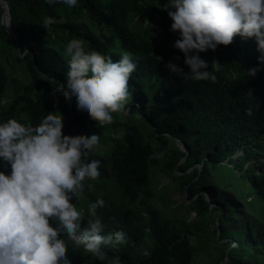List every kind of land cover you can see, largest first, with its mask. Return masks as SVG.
I'll use <instances>...</instances> for the list:
<instances>
[{"label": "trees", "instance_id": "1", "mask_svg": "<svg viewBox=\"0 0 264 264\" xmlns=\"http://www.w3.org/2000/svg\"><path fill=\"white\" fill-rule=\"evenodd\" d=\"M4 1L0 264H193L208 241L151 204L160 147L188 208L216 219L214 264H264V0ZM23 149L36 177L5 211Z\"/></svg>", "mask_w": 264, "mask_h": 264}, {"label": "rangeland", "instance_id": "2", "mask_svg": "<svg viewBox=\"0 0 264 264\" xmlns=\"http://www.w3.org/2000/svg\"><path fill=\"white\" fill-rule=\"evenodd\" d=\"M158 17L156 16V21L153 27V35H155L156 42L159 39V27H158ZM16 77V75L14 76ZM59 89L61 87H58ZM7 97L5 96L3 98V102H8L10 101V94H11V85L7 86V91H6ZM140 98L139 94L137 91L131 90L130 95L128 96V101L135 103L136 105L140 104ZM108 105L106 104L103 108L105 109ZM60 109V108H59ZM54 107V116L57 120V123L59 124V127L63 130L65 128L66 122L65 119H61V114L58 113L60 110ZM122 115L127 116L128 113L124 109L123 112H120V110L117 109V115ZM139 116L134 117V121L137 120ZM144 137L147 138L149 137L146 133H143ZM185 135V138H188L189 134L184 133L183 136ZM181 136L183 139L184 137ZM151 138V137H150ZM169 145L171 147H175L179 152L184 153V144L187 141L182 140L180 137H170L169 136ZM151 141L153 142L154 146L159 147V144L155 141L154 138H151ZM184 141V143H183ZM160 159L159 163L157 166L152 167L150 169V173L152 176L151 183H152V188L155 192V197L151 200V204H153L156 207H160L161 201L159 198H162L163 202V207L162 211L164 213H169L170 216L178 219V220H184L185 222L189 223L190 228H189V234L191 235V238H197V234H201L203 237V240L208 241L207 245H205V249H207V252L197 250L195 252V262L193 264H214V260L212 257L209 256V251H212L214 249V242L218 238V230L216 226V219L214 217H205L201 218L197 213L188 208V201L186 199V191L185 187L181 186L180 183L177 181L171 179V171L164 173L160 171V169L163 167L164 162L168 156V151L166 152L165 149L160 147ZM22 153L20 157L17 158L16 160V165H15V170L13 171L11 175V179L14 181L18 180L21 181L19 186L16 188L14 193H11L7 199L6 206H5V211L9 210H15L21 207L23 204V196L26 194L28 190V181L29 180H34V177L36 175L34 174V168L33 165L35 164L33 159H32V154L28 153L26 149H23L21 151ZM240 154H236L232 158L235 159L237 156ZM180 159V156H178V160ZM185 159V155H184ZM183 159V160H184ZM230 166H233L232 163H229ZM248 163L246 164V166ZM196 167H200L198 164H195ZM238 169L235 170V173L237 172ZM31 172V174L29 173ZM36 181V180H35ZM208 191V188L204 185H200L198 188V192L203 195L207 200L208 196L206 193ZM28 197V202L32 204L33 210L37 209L35 205L32 203L31 200V194L27 193ZM209 201V200H208ZM214 205H219L222 206V204H219L216 200L213 201V204L211 203V206ZM199 221L203 222V225L200 226L198 223ZM192 246H196V242L192 241L191 242ZM22 247V246H21ZM28 249H23L22 248V256L26 260H29V252L27 251ZM206 251V250H205ZM100 259L104 258L105 255H100Z\"/></svg>", "mask_w": 264, "mask_h": 264}, {"label": "clouds", "instance_id": "3", "mask_svg": "<svg viewBox=\"0 0 264 264\" xmlns=\"http://www.w3.org/2000/svg\"><path fill=\"white\" fill-rule=\"evenodd\" d=\"M18 187V186H17ZM16 187V188H17ZM16 188L12 191V193L15 192ZM34 204V203H33ZM35 205V204H34ZM32 206V204H31ZM36 207V205H35ZM37 208V207H36ZM37 210V209H36ZM35 209L33 210V207H31V211H36ZM6 233L8 234V236L10 238H13L14 239V242L16 243V245L18 246L19 250L21 253L22 252V248L23 249H28V241L26 239H22V237L25 235V230H21V229H18V228H8L6 230ZM22 246V247H21ZM29 252V250H27Z\"/></svg>", "mask_w": 264, "mask_h": 264}, {"label": "water", "instance_id": "4", "mask_svg": "<svg viewBox=\"0 0 264 264\" xmlns=\"http://www.w3.org/2000/svg\"><path fill=\"white\" fill-rule=\"evenodd\" d=\"M0 11H1V24L13 37L16 38L10 26V21H9V16H8V7L4 0H0ZM5 13H7V16L4 15ZM184 150H185V157H186L188 150L185 144H184Z\"/></svg>", "mask_w": 264, "mask_h": 264}, {"label": "bare ground", "instance_id": "5", "mask_svg": "<svg viewBox=\"0 0 264 264\" xmlns=\"http://www.w3.org/2000/svg\"><path fill=\"white\" fill-rule=\"evenodd\" d=\"M4 15L7 16V13H5Z\"/></svg>", "mask_w": 264, "mask_h": 264}]
</instances>
